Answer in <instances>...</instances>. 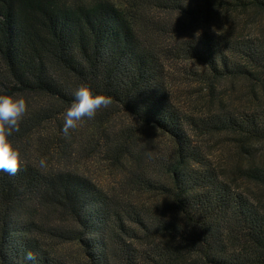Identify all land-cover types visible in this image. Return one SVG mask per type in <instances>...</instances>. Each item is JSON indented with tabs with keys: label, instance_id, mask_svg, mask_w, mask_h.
I'll return each instance as SVG.
<instances>
[{
	"label": "trees",
	"instance_id": "obj_1",
	"mask_svg": "<svg viewBox=\"0 0 264 264\" xmlns=\"http://www.w3.org/2000/svg\"><path fill=\"white\" fill-rule=\"evenodd\" d=\"M212 11L231 26L189 29ZM262 15L264 0H0V94L37 102L9 137L25 164L0 173V264H32L29 251L36 264H264V33L249 27ZM170 63L199 84L200 107L175 100ZM81 85L113 100L92 126L129 161L122 191L61 161L75 140L59 115ZM115 109L163 148L144 155L128 127L100 129ZM213 140L233 145L236 175ZM64 243L80 258L58 254Z\"/></svg>",
	"mask_w": 264,
	"mask_h": 264
},
{
	"label": "rangeland",
	"instance_id": "obj_2",
	"mask_svg": "<svg viewBox=\"0 0 264 264\" xmlns=\"http://www.w3.org/2000/svg\"><path fill=\"white\" fill-rule=\"evenodd\" d=\"M70 2H90L93 0H68ZM114 2L116 5L120 7L128 6L130 0H110ZM162 15V14H161ZM176 17H179L176 15ZM174 16L167 17L166 19L176 18ZM243 17V16H242ZM242 19V18H241ZM232 18H227L225 15H222L219 11H212L207 17H202L198 20V23L192 25L189 29H213L217 31H221L224 27L231 26ZM251 33H264V15L255 16L253 21L249 24ZM185 64H175L170 63L169 72L171 73V88L172 93L176 101H178L181 105H188L189 103L198 102V106H201V100L197 98V92L194 89L197 88V83L188 84L185 82L184 75L181 74V66ZM224 88H228L229 84L223 82ZM29 108L33 105H36V100L33 96L27 95L25 98ZM190 105V104H189ZM70 106H65L64 112L59 115V118L62 122H64V115L66 110ZM100 111V110H99ZM98 111V113H99ZM97 113V114H98ZM111 116L107 121L100 123L101 127L104 128L108 133L109 131L119 130L123 127H128L129 132L132 133V137L134 136V140L137 147V150L140 149L143 151V154H149L151 152H156L157 150H161L165 144V137L162 133H160L156 129H151L147 127L141 126L137 121H135L132 117L125 114L122 111L114 110L109 112ZM97 119V115L95 117ZM85 120L78 128L72 133L74 134V144L68 148L71 152V155L65 156V159L61 160L63 163H67L70 167L86 174L90 178H92L99 186L106 189L111 193H115L117 191H122L121 184L123 183L122 179L126 174V169L129 168V161L127 159L121 158L120 161H115L110 158L108 154L104 151V135L99 134L94 127L92 126L93 121L95 120ZM54 126L53 121L49 122L46 125V128L39 127L31 136V143L34 144V140L36 139L39 133L45 134L50 131L51 127ZM39 130V131H37ZM131 140H129V143ZM212 147V157L214 161L224 169L230 173L231 176L236 175L234 172V165H236V160H234V147L232 144L228 143H220V141L213 140L210 141ZM85 143L87 145H85ZM85 145V146H84ZM131 145V144H130ZM133 149V145L131 146ZM29 150H33L31 145ZM53 158L48 159L49 161ZM56 162V161H54ZM122 162V164H121ZM138 197L143 198L147 202L153 203L160 199V196L152 195L150 193H143L138 195ZM162 198V197H161ZM56 251L58 254L66 255L69 259L71 258H80V253L77 248V245L74 243H64L57 245ZM71 257V258H70Z\"/></svg>",
	"mask_w": 264,
	"mask_h": 264
},
{
	"label": "clouds",
	"instance_id": "obj_3",
	"mask_svg": "<svg viewBox=\"0 0 264 264\" xmlns=\"http://www.w3.org/2000/svg\"><path fill=\"white\" fill-rule=\"evenodd\" d=\"M74 101L64 115L63 134L67 137L86 119L92 120L101 109H107L113 103L110 96L93 94L92 90L81 85L72 92ZM29 105L22 96L0 94V173L16 175L25 164L18 146H14L9 137L20 131V123L28 113ZM39 167H47L45 158L39 161ZM24 260L36 264L37 257L27 252Z\"/></svg>",
	"mask_w": 264,
	"mask_h": 264
}]
</instances>
